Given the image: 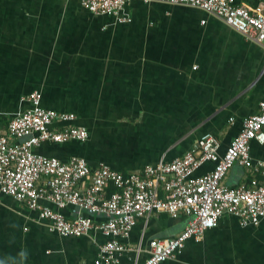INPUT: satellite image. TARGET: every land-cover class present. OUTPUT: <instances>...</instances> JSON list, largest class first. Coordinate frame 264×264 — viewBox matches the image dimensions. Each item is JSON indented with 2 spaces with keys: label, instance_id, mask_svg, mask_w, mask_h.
Here are the masks:
<instances>
[{
  "label": "crops",
  "instance_id": "crops-1",
  "mask_svg": "<svg viewBox=\"0 0 264 264\" xmlns=\"http://www.w3.org/2000/svg\"><path fill=\"white\" fill-rule=\"evenodd\" d=\"M126 11L131 20L118 23L80 0H0L2 125L26 111V96L38 90L44 108L74 113L70 124L85 127L88 137L42 142L37 153L62 161L78 156L123 173L180 157L206 133L223 153L243 119L258 111L264 46L200 8L131 0ZM249 150L253 163L264 157V145L251 141ZM212 167L205 162L194 174ZM254 178L261 181L252 168L234 164L222 182ZM61 211L74 217L71 206ZM187 221L165 213L138 219L120 238L130 249L118 255L119 264H143L151 239L174 237ZM105 240L94 228L61 236L37 211L0 196V264H95ZM159 264H264V220L241 225L224 213L200 240H186Z\"/></svg>",
  "mask_w": 264,
  "mask_h": 264
},
{
  "label": "built area",
  "instance_id": "built-area-1",
  "mask_svg": "<svg viewBox=\"0 0 264 264\" xmlns=\"http://www.w3.org/2000/svg\"><path fill=\"white\" fill-rule=\"evenodd\" d=\"M130 1L80 3L96 15H110L116 22L125 23L131 20L126 11ZM141 1L200 8L264 46V0L255 5L235 0ZM26 98L30 103L26 111L12 117L5 126L0 121V196H11L37 211L39 219L47 221L49 229L61 236L99 230L106 240L98 244L95 264H119L118 255L130 249L120 238L129 235L138 219L152 213L174 218L184 214L188 221L174 237L151 239L143 264L174 258L186 240H200L224 213L237 216L241 225L264 220V157L253 163L249 150L251 141L264 145V94L258 111L243 119L240 131L223 153L219 152L218 138L206 133L182 156L130 173L112 170L105 164L91 167L78 156L62 161L35 152L42 142L85 141L88 131L70 124L76 117L74 113L44 108L38 90L29 92ZM205 162L213 163L211 170L195 175ZM234 164L252 168L261 181L254 178L250 184L231 187L223 184ZM67 206L72 207V219L61 211ZM94 217L101 219L95 221Z\"/></svg>",
  "mask_w": 264,
  "mask_h": 264
}]
</instances>
